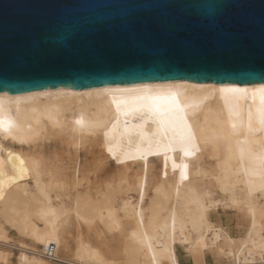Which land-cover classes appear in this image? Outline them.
Masks as SVG:
<instances>
[{"label":"bare ground","instance_id":"bare-ground-1","mask_svg":"<svg viewBox=\"0 0 264 264\" xmlns=\"http://www.w3.org/2000/svg\"><path fill=\"white\" fill-rule=\"evenodd\" d=\"M261 85L0 93V264H264Z\"/></svg>","mask_w":264,"mask_h":264},{"label":"water","instance_id":"water-1","mask_svg":"<svg viewBox=\"0 0 264 264\" xmlns=\"http://www.w3.org/2000/svg\"><path fill=\"white\" fill-rule=\"evenodd\" d=\"M264 83V0H0V93Z\"/></svg>","mask_w":264,"mask_h":264},{"label":"rangeland","instance_id":"rangeland-1","mask_svg":"<svg viewBox=\"0 0 264 264\" xmlns=\"http://www.w3.org/2000/svg\"><path fill=\"white\" fill-rule=\"evenodd\" d=\"M222 215V217H221ZM225 217V218H224ZM228 216L224 213H220V218L222 220H225ZM14 234V235H13ZM9 235L13 238V240H24L25 239H22L21 237H19L16 232L14 230H9ZM16 237V238H15ZM18 238V239H17ZM10 248H15L14 245H9ZM13 252V257H12V260H11V263L10 264H14L15 263V256L17 254V250L13 249L12 250ZM176 252H177V255H178V258H179V261H180V264H192V260L190 259V257L186 254L185 250L180 247V246H177L176 247ZM54 259V258H53ZM57 263H60L57 261ZM206 264H214L213 263V260L211 258V256L207 255L206 256Z\"/></svg>","mask_w":264,"mask_h":264},{"label":"snow or ice","instance_id":"snow-or-ice-1","mask_svg":"<svg viewBox=\"0 0 264 264\" xmlns=\"http://www.w3.org/2000/svg\"><path fill=\"white\" fill-rule=\"evenodd\" d=\"M221 90L222 91H233V92L247 91L246 89H239V88H235V87H228V88L221 89ZM258 91L261 92L262 94H264V85H261L258 88ZM171 102L176 107V109H179L180 108L179 102L176 100L175 95H173L171 97ZM76 123L83 125V121L82 120H77ZM4 124H5V121H4L3 117L0 116V130H3ZM11 127H12V123H11V121H9L8 122V128H9V130L11 129ZM109 151H111V150H109Z\"/></svg>","mask_w":264,"mask_h":264},{"label":"built area","instance_id":"built-area-1","mask_svg":"<svg viewBox=\"0 0 264 264\" xmlns=\"http://www.w3.org/2000/svg\"><path fill=\"white\" fill-rule=\"evenodd\" d=\"M55 251V244L50 243L49 245L45 246L44 248V254L47 258H51L54 255Z\"/></svg>","mask_w":264,"mask_h":264},{"label":"crops","instance_id":"crops-1","mask_svg":"<svg viewBox=\"0 0 264 264\" xmlns=\"http://www.w3.org/2000/svg\"><path fill=\"white\" fill-rule=\"evenodd\" d=\"M229 220H230L229 221L230 222L229 226L231 225L232 227L230 226V228H231V230H233L234 226H235V224L237 222L236 217L235 216H232V217L230 216ZM231 222H233V223H231ZM179 263H180V261H179Z\"/></svg>","mask_w":264,"mask_h":264}]
</instances>
